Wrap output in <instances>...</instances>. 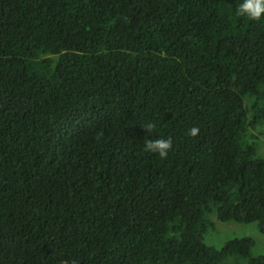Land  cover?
Instances as JSON below:
<instances>
[{"label":"trees","instance_id":"obj_1","mask_svg":"<svg viewBox=\"0 0 264 264\" xmlns=\"http://www.w3.org/2000/svg\"><path fill=\"white\" fill-rule=\"evenodd\" d=\"M240 2L0 0V264H264L203 241L211 214L264 235V19Z\"/></svg>","mask_w":264,"mask_h":264},{"label":"rangeland","instance_id":"obj_2","mask_svg":"<svg viewBox=\"0 0 264 264\" xmlns=\"http://www.w3.org/2000/svg\"><path fill=\"white\" fill-rule=\"evenodd\" d=\"M257 132L256 129L250 130ZM257 154L264 158V135L254 138ZM212 220V227L207 228L203 235L205 244L211 245L215 248L221 247L226 241L232 238L248 236L253 239V245L250 248V255L264 254V235L261 234L254 222L242 223L235 221H220L214 215H209ZM221 264H246V260L240 259L234 261L233 257H227L222 260Z\"/></svg>","mask_w":264,"mask_h":264},{"label":"clouds","instance_id":"obj_3","mask_svg":"<svg viewBox=\"0 0 264 264\" xmlns=\"http://www.w3.org/2000/svg\"><path fill=\"white\" fill-rule=\"evenodd\" d=\"M235 14L239 17H246L250 21L259 22L264 19V0H241L236 8ZM145 133L149 138L144 140L143 150L149 153L158 154L160 158H167L169 150L172 148V139L168 138H151L155 132L156 124L146 122L142 125ZM199 133L197 127L188 130L187 135L195 137ZM72 264H76L75 261Z\"/></svg>","mask_w":264,"mask_h":264}]
</instances>
